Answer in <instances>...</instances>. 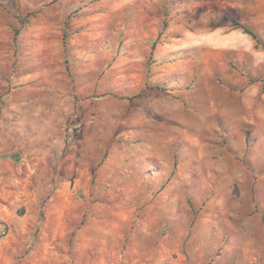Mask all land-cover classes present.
Masks as SVG:
<instances>
[{"label":"rangeland","instance_id":"374dc122","mask_svg":"<svg viewBox=\"0 0 264 264\" xmlns=\"http://www.w3.org/2000/svg\"><path fill=\"white\" fill-rule=\"evenodd\" d=\"M234 20L264 44V0H0V264H264Z\"/></svg>","mask_w":264,"mask_h":264},{"label":"trees","instance_id":"16d2710c","mask_svg":"<svg viewBox=\"0 0 264 264\" xmlns=\"http://www.w3.org/2000/svg\"><path fill=\"white\" fill-rule=\"evenodd\" d=\"M233 25L236 28H240L245 33L249 34L255 40L256 46L261 47V48L264 49V44L261 42V40L259 39V37L257 36V34L250 27H248L244 23L239 22V21H236V20L233 21Z\"/></svg>","mask_w":264,"mask_h":264},{"label":"crops","instance_id":"0c3cea01","mask_svg":"<svg viewBox=\"0 0 264 264\" xmlns=\"http://www.w3.org/2000/svg\"><path fill=\"white\" fill-rule=\"evenodd\" d=\"M172 54H174V53H172ZM172 54H171V55H172ZM173 56H174V55H173Z\"/></svg>","mask_w":264,"mask_h":264}]
</instances>
